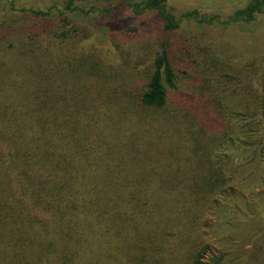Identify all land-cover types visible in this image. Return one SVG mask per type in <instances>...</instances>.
<instances>
[{
    "label": "trees",
    "instance_id": "trees-1",
    "mask_svg": "<svg viewBox=\"0 0 264 264\" xmlns=\"http://www.w3.org/2000/svg\"><path fill=\"white\" fill-rule=\"evenodd\" d=\"M76 1L58 15L23 11L26 28L6 45L0 36V264H203L201 225L229 168L241 162L247 180L253 164L264 169V61L229 65L205 49L176 66L163 43L139 91L100 84L77 71L112 64L137 29L117 22L109 41L95 38L86 18L113 10ZM123 1L169 35L242 29L264 14V0L227 19Z\"/></svg>",
    "mask_w": 264,
    "mask_h": 264
},
{
    "label": "rangeland",
    "instance_id": "rangeland-1",
    "mask_svg": "<svg viewBox=\"0 0 264 264\" xmlns=\"http://www.w3.org/2000/svg\"><path fill=\"white\" fill-rule=\"evenodd\" d=\"M67 1L0 0V26L3 27H0V36H6L5 45L14 41L12 35L26 28L18 24L20 20L27 18L23 11L51 10L53 14L58 15L66 8ZM132 1L139 3L144 0ZM253 1L168 0V6L178 18L197 10L203 15H218L227 19ZM75 7L85 13L92 9L113 10L110 16L97 13L86 18L85 24H94L91 32L95 38L105 35L109 41L113 32L109 31V28L117 22L135 26L137 29L136 33L129 34L131 39H127L125 45L118 43L126 53L121 56L119 52L112 64L102 65L100 72H92L88 67L89 62L85 61L88 66L85 65L77 71V76L99 80L100 84L139 91L147 83L152 59L163 43L170 46L176 66L186 61L190 63V55H197L200 50L205 49H209L214 56L229 65L240 66L254 59L264 61V14L259 15L256 22L250 25L240 24L242 29L233 27L227 30L218 28L201 31L192 24L191 30L183 28L180 32L169 35L159 27L155 14L137 16L123 0H80L75 2ZM55 23L62 26V16L57 18ZM73 24L87 29L83 22L73 21ZM100 29L102 31H99ZM94 49L96 48L92 46L85 52ZM130 60L135 61L129 64ZM183 85L187 90L195 87V83L190 80L184 81ZM184 92L170 91L173 97H179V93ZM218 94L222 96L219 92ZM228 101L231 107L237 108L232 97H229ZM235 126L239 130L238 124ZM243 140V135L237 131L231 142L238 148ZM216 153L219 154L218 150ZM238 166L243 165L237 161L233 168H229L228 190L224 191L205 213L200 233L203 235L205 246H208V252L203 264H264V169L253 164L250 170L254 177L247 180L245 174L237 171Z\"/></svg>",
    "mask_w": 264,
    "mask_h": 264
}]
</instances>
